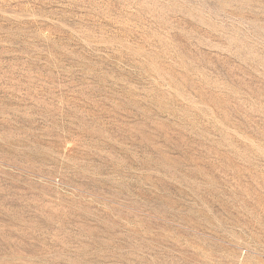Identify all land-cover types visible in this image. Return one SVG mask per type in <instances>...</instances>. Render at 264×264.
<instances>
[{"label": "rangeland", "instance_id": "obj_1", "mask_svg": "<svg viewBox=\"0 0 264 264\" xmlns=\"http://www.w3.org/2000/svg\"><path fill=\"white\" fill-rule=\"evenodd\" d=\"M0 264H264V0H0Z\"/></svg>", "mask_w": 264, "mask_h": 264}]
</instances>
